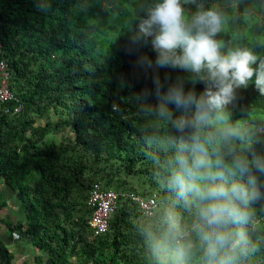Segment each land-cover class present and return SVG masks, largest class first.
Here are the masks:
<instances>
[{
  "label": "trees",
  "instance_id": "obj_1",
  "mask_svg": "<svg viewBox=\"0 0 264 264\" xmlns=\"http://www.w3.org/2000/svg\"><path fill=\"white\" fill-rule=\"evenodd\" d=\"M148 2L0 0V60L7 63L9 87L17 98L0 102V187L25 213L9 226L46 254L45 264H158L146 225L169 211L190 223L176 194L157 182L151 150L141 138L143 124L135 115L136 94L147 91L148 103L159 102L156 74L162 91L177 76L188 75L179 68L157 67L151 37L148 43L132 42L135 26L129 30L126 22ZM207 3L228 17L219 37L228 47H247L264 56V0ZM192 87L186 82V91ZM194 88L199 95L204 85ZM18 103L21 111L11 112ZM241 107L252 113L251 120ZM232 118L257 129L264 125V96L254 77L247 89L238 90ZM254 174L261 197L247 232L256 250L241 264H264V174ZM95 183L117 194L108 230L100 234L90 223ZM131 193L154 197L153 215L146 216ZM7 204L0 197V210ZM193 242L195 247L194 237ZM12 260L0 240V264ZM191 264H197V257Z\"/></svg>",
  "mask_w": 264,
  "mask_h": 264
},
{
  "label": "clouds",
  "instance_id": "obj_2",
  "mask_svg": "<svg viewBox=\"0 0 264 264\" xmlns=\"http://www.w3.org/2000/svg\"><path fill=\"white\" fill-rule=\"evenodd\" d=\"M140 9L126 22L129 30L135 26L132 42L148 43L151 37L157 67L188 73L166 91L156 74L155 105L147 102V91L134 97L155 178L176 194L190 221L182 223L169 211L149 222V249L158 264H191L194 257L197 264H241L256 250L247 228L261 197L254 170L264 174V125L257 129L232 117L238 90L247 89L253 77L264 96V56L228 47L219 38L228 17L207 0H149ZM141 62L151 66L143 57ZM186 82L193 85L187 91ZM200 82L204 90L197 95L194 85ZM240 110L252 119L250 111Z\"/></svg>",
  "mask_w": 264,
  "mask_h": 264
},
{
  "label": "built area",
  "instance_id": "obj_3",
  "mask_svg": "<svg viewBox=\"0 0 264 264\" xmlns=\"http://www.w3.org/2000/svg\"><path fill=\"white\" fill-rule=\"evenodd\" d=\"M0 73H1V83H0V102L9 103L16 100L14 92L9 87V73L7 71V63L5 60H0ZM22 109V104L18 103L14 106L13 111L7 107L6 111H11L13 113H19ZM131 198L138 202L140 208L146 216H151L148 213L151 212L152 215L157 206V201L154 197L149 199H144V197L130 194ZM117 194L114 191H106L101 188L97 183L93 185V188L89 196V204L93 208V215L91 218V225L95 228L97 234L104 233L109 227V218L111 213L115 208V201Z\"/></svg>",
  "mask_w": 264,
  "mask_h": 264
},
{
  "label": "crops",
  "instance_id": "obj_4",
  "mask_svg": "<svg viewBox=\"0 0 264 264\" xmlns=\"http://www.w3.org/2000/svg\"><path fill=\"white\" fill-rule=\"evenodd\" d=\"M9 196L10 194H5L6 199L4 200H8V204L0 210V240L5 244L8 252L13 255L12 264H45L46 254L24 238L18 230L11 229L9 226V222L15 224L18 219L24 217V211L19 210L22 215L17 211L16 214L10 215V220L6 221L4 215L12 213L19 207L18 201L9 199ZM8 206L11 207V210H9L10 207ZM7 232L9 233V237L6 235ZM26 243L29 244L27 245L28 247H26ZM74 259L72 257V260Z\"/></svg>",
  "mask_w": 264,
  "mask_h": 264
},
{
  "label": "rangeland",
  "instance_id": "obj_5",
  "mask_svg": "<svg viewBox=\"0 0 264 264\" xmlns=\"http://www.w3.org/2000/svg\"><path fill=\"white\" fill-rule=\"evenodd\" d=\"M63 135H64V134H60V135H58V138L61 139ZM6 190H7V189L5 188L4 185H2V186L0 187V197H1L2 200L6 199L5 194H8V192H7ZM10 204H11V202H10ZM20 206H21V205H19L18 209L14 210L12 213H9V214L4 215L6 221L10 220V219H11V218H10V217H11L10 215H14V214H16L17 211H18L19 214H21L20 211H19V210L22 211V209H21ZM8 207H10V206H8ZM8 207H7V208H8ZM9 210H11V207L9 208ZM8 212H9V211H8ZM21 215H22V214H21ZM21 218H22V217H21ZM6 235L9 237V233H8V232H7ZM27 245H29V244L26 243V247H28ZM28 253H31V252H28ZM33 253H34V252H33Z\"/></svg>",
  "mask_w": 264,
  "mask_h": 264
}]
</instances>
